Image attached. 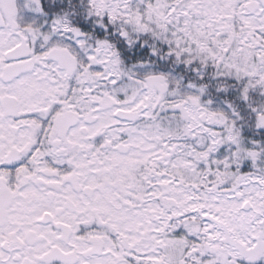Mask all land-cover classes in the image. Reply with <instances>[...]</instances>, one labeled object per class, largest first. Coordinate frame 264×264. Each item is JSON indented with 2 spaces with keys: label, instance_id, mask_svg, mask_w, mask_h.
Listing matches in <instances>:
<instances>
[{
  "label": "snow or ice",
  "instance_id": "snow-or-ice-1",
  "mask_svg": "<svg viewBox=\"0 0 264 264\" xmlns=\"http://www.w3.org/2000/svg\"><path fill=\"white\" fill-rule=\"evenodd\" d=\"M0 264H264V0H0Z\"/></svg>",
  "mask_w": 264,
  "mask_h": 264
}]
</instances>
